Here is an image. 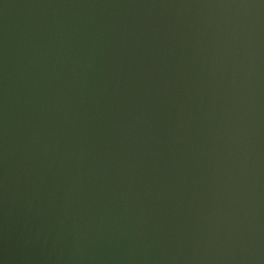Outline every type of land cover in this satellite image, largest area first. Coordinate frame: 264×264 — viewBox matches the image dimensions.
<instances>
[{"label":"water","instance_id":"water-1","mask_svg":"<svg viewBox=\"0 0 264 264\" xmlns=\"http://www.w3.org/2000/svg\"><path fill=\"white\" fill-rule=\"evenodd\" d=\"M0 264H264V0H0Z\"/></svg>","mask_w":264,"mask_h":264}]
</instances>
